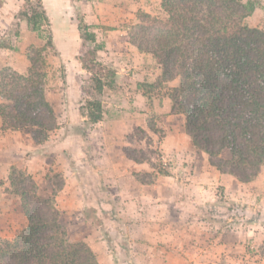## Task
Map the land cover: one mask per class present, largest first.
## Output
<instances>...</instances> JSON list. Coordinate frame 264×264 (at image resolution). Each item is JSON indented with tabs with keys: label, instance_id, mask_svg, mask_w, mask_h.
Returning <instances> with one entry per match:
<instances>
[{
	"label": "rangeland",
	"instance_id": "obj_1",
	"mask_svg": "<svg viewBox=\"0 0 264 264\" xmlns=\"http://www.w3.org/2000/svg\"><path fill=\"white\" fill-rule=\"evenodd\" d=\"M110 1L102 0L104 3ZM134 1L132 11L135 16L132 20L125 22L126 31L132 24L137 22L140 10L150 12L158 17L166 16L161 6V0ZM6 2L7 0H0V7ZM8 8L7 5L3 10ZM130 8V5H128L127 9L129 11ZM36 11L41 13L42 16H38L36 22L30 21L28 16ZM2 14L3 11L0 9L1 17L4 16ZM12 16L20 17L30 23L32 27L38 30L37 34L41 38L45 37L46 43L49 40L51 41L52 47L53 33L50 27L46 26L47 23L44 20L46 13L40 0H21L17 10L13 13L10 9L5 17ZM75 17L79 21L78 27L81 35L86 29L92 32L84 19L82 11H77ZM245 21L251 27L264 30V0H257L256 10ZM81 26H83V29ZM84 26L87 28L85 29ZM14 27L10 26L9 28L13 29L9 31L13 35L19 36V28ZM7 34L9 36L10 32ZM6 35L3 34L2 36L5 37ZM99 38L100 41L95 44L88 42V47L82 45L79 49L76 56L80 59L81 65L87 63L91 66L93 64L90 61L92 54H89V48L96 49L100 47L99 49H103L102 37L99 36ZM16 40H18V37ZM10 43L12 42L4 39L3 45L7 46ZM14 43L17 44L16 48H21L18 46L17 41ZM48 47L46 50H49ZM50 49L49 53L45 51V58L49 54L55 60L54 56L58 54V49L61 50L62 48L53 47ZM97 54L98 56L92 59L100 62V65L93 69L97 76L100 75L105 81H108L111 78L110 75H112L109 70L116 71L113 87L106 86L102 95L103 105L105 104L104 109L109 102L114 100L113 104L116 103L117 105H114L116 107L111 109V114L120 116V119H122V115L127 113L122 108H129L128 100L135 104V109L145 104L144 106L148 108L145 110L144 116L147 129L136 125L132 129L130 123L123 126L124 121H120L119 126L106 127L105 129L109 130L106 135L100 134L103 125L101 127L99 124H90L86 121L87 117L81 119L80 114L81 107L86 103L83 88L91 86L90 79L94 73L88 70L81 73L80 77L83 83L80 88L79 85L75 88L76 94L74 93V97L76 98L73 99L74 104L69 107L68 102L64 103V100H62L66 95L68 86L65 81L67 80L65 79V69L64 66L60 68L57 65L58 70H63L62 75L64 78L62 83L51 85L52 88L56 87L64 90H59L60 96L58 97L64 105L60 110L54 109L58 118V128L52 138H48L43 142V145L27 153V155L37 158L35 165H29L24 160L21 166L18 167L25 174L32 177L37 184L39 195L42 197L50 196L55 183L62 178L65 184L66 177L73 179L67 191L58 192L57 195L60 194L59 198H57V195L55 197L61 212L60 224L66 230L70 240L86 242L96 251L99 262L102 264H264V204L236 201V204H233L231 202L233 200L224 196L222 184L211 182V177L216 181L213 176H210L207 180L201 174L195 173V170L202 173L206 167L211 165L209 157L208 159L205 158V161L197 159L196 162H187L184 159L185 156L192 153V147L194 150L198 149L193 145L190 147L186 142V136L184 137L186 133L184 115L175 114L174 120L168 121L167 116L169 113L166 106H170L171 110V100L167 93L172 86L167 83L158 84V78L153 82H139L136 79L130 81L127 75L128 73L132 75L131 71L117 74L119 69L121 70V66L115 65L113 61L106 59L103 52ZM152 58L154 57L152 56ZM153 60L148 61V64L151 65V71L160 66L155 58ZM3 68L6 67H0V72ZM150 84H153V86ZM124 90L128 92V98L126 99L120 94ZM113 93H115L114 97ZM140 93L143 95L138 97ZM124 104L127 106L122 107ZM166 119L167 122H164ZM149 122L155 125L153 129L149 127ZM162 123L165 124V127L162 126ZM174 126L177 127L176 132L183 135L182 138H179L182 145L181 148L179 147L180 155L177 154L176 159L173 161L165 160L162 154V142ZM27 129L32 133L31 128ZM58 138H60V141L55 143ZM107 141L117 145L119 152L125 153L131 159L148 161L150 167L153 168V171L150 172L153 176L147 175L148 173H138L137 178L139 181H141V177H144L146 180H152L150 183L153 184L157 172L161 174L170 173L173 170V165L177 164L176 173L178 172L177 177L180 178L183 189H178V195L168 191L159 197H152L150 190V193H146L147 196L143 199L142 205L129 212L128 205L125 203L119 204L116 197L117 191L111 183L100 179L102 173L98 169L96 160L101 148ZM62 151H66V154L64 155ZM199 154L208 156L204 151ZM222 155L226 156L227 152ZM26 159L30 158L27 157ZM64 163V168L68 167V170H72L73 173L70 172L65 176V172L60 171ZM92 165H95V167L93 168ZM30 167H32V171L28 170ZM34 171L37 172L34 173ZM57 173L61 175L57 177ZM7 177L8 174L4 180H0V186L7 183L5 190L9 191L11 196L15 198L17 208L26 218V224L21 222L22 229L27 225L28 219L20 207L19 198L11 191ZM101 177L104 178L103 175ZM168 182L172 183V179H168ZM3 188L1 187V190ZM189 189H191L196 201L188 199L189 192L186 190ZM107 193L110 194L107 195ZM204 196L206 198L214 197V199L204 200L202 199ZM212 201L217 202L215 205L208 207L213 210L214 217L211 220H200L197 216V206ZM244 206H246L250 215L257 214L260 218L250 221V219H247L248 217L239 214ZM110 209L113 210L115 218L110 219L108 215ZM137 212L138 214L135 215ZM18 219L17 216L16 220ZM4 225H7L5 227L8 233L0 235V242L13 239L21 230L18 229L9 237L11 223Z\"/></svg>",
	"mask_w": 264,
	"mask_h": 264
},
{
	"label": "trees",
	"instance_id": "obj_2",
	"mask_svg": "<svg viewBox=\"0 0 264 264\" xmlns=\"http://www.w3.org/2000/svg\"><path fill=\"white\" fill-rule=\"evenodd\" d=\"M161 6L165 17L138 12L137 22L127 31L128 40L159 63L158 84L179 79L167 93L171 113L184 115L192 145L208 154L211 166L240 182L255 180L264 167V30L245 20L256 10L257 0H161ZM38 16L42 14L36 11L28 17L36 22ZM82 39L83 47L96 41L87 29ZM48 46L50 40L28 48L30 66L25 72L10 67L0 72V95L5 99L0 104L2 127L31 128L32 138L39 143L58 128L45 90ZM99 48H89L91 66L82 64L92 73L100 65L92 60ZM109 73L108 81L94 73L91 86L83 88L86 103L80 114L90 124L103 117L104 89L115 83L116 71ZM7 178L28 223L13 239L0 242V264H100L96 251L86 242L70 240L60 224L55 197L65 185L63 178L47 197L40 196L32 177L15 165ZM141 181L152 180L141 177ZM216 203L197 206L198 218L211 220L214 213L208 207ZM109 212L112 219L114 212ZM239 214L250 221L260 218L250 215L246 206Z\"/></svg>",
	"mask_w": 264,
	"mask_h": 264
},
{
	"label": "crops",
	"instance_id": "obj_3",
	"mask_svg": "<svg viewBox=\"0 0 264 264\" xmlns=\"http://www.w3.org/2000/svg\"><path fill=\"white\" fill-rule=\"evenodd\" d=\"M20 1L21 0H7V2L0 7L3 11L2 15H4L3 17L0 16V67H10L23 73L30 66V61L27 57V49L31 45L43 46L46 44V40L45 37L41 38L39 34H37V29L32 27L30 23L24 21L22 18L15 16L5 17L10 9H12L13 13L17 10ZM134 2V0H111L109 3H104L102 0H40L46 13V18L44 19L47 23L46 26L50 27L53 33L52 47H48L49 50H46V52L49 53L51 50L50 48L53 47L62 48L61 50L58 49V54L54 56L55 60L52 58V55L48 54V56H46V93L47 98L54 109L60 110L64 103L67 102V104L70 105H68L69 107L74 104L73 99L76 98L74 97V93L76 94L75 88L77 85H79L80 88L83 83L80 77L81 73L86 72V69H84L80 63V59L76 56L83 45L82 35L78 27L79 21L75 17L77 11L83 12L84 19L88 24L90 31L95 34L96 41L93 43L95 44L100 41L99 36L102 37L101 39L103 40L104 47L103 49H98V53L103 52L106 59L113 61L115 65L118 64L121 66V70L119 69L117 74H122L123 72L127 73L129 70L132 72V75H129L130 73H128L127 78H129L130 81L136 79L139 82H153L160 76V66L154 68V71L150 70L151 65L148 64V61H154L152 55L147 52L139 51L137 47L128 40L125 22L132 20L135 16L132 11ZM7 5L9 8L3 10ZM128 5L131 7L130 11L127 9ZM10 26L18 27L20 35H13L11 31H9L13 29H10ZM9 32L10 35L8 36L7 33ZM3 34L7 35L4 37L2 36ZM17 37L18 40H16ZM4 39L5 41L12 43L7 46L3 45ZM15 41H17L18 46L21 47L20 49L16 48L17 44L14 43ZM57 65H59L60 68H63L64 66L65 79H67L65 80L68 85L66 89L67 92L65 97L62 98L64 103L61 99H58L60 96L59 90L63 89H57L56 87L52 88L51 86L64 81L62 75L63 70H58ZM178 80L179 79L176 78L173 81L167 82V84L174 87L178 85ZM120 94L123 95L124 99L128 98V92L126 90L120 92ZM141 95L143 94L140 93L138 97ZM114 96L115 93H113V97ZM3 102H5V99L0 95V104ZM128 102L129 108H122L125 113H128V116L127 113L125 115L121 114L122 119H120V116L111 114V109L116 107L114 105H117L116 103L113 104L114 100L106 105L102 119L95 123L97 125L99 124V126L103 125L100 134L106 135V133H109V130H106L105 128L119 126L120 121H124L122 123L123 126L130 123L132 129H134L135 125L147 129L144 118L145 110L148 109L147 106L145 107V104H143L142 107H137V109H135V104H132L129 100ZM125 105L126 104L122 107L127 106ZM103 106L105 107V104ZM166 108L169 113L167 116L168 121L174 120L173 117L175 114H171L170 106H166ZM81 119H85V117L81 116ZM164 122H167V119L164 120ZM2 124V118L0 115V180L5 179L11 166L15 165L20 167L24 160L29 165H35L37 158L29 156L27 153L29 151L32 152L35 148L43 145V143H39L32 138L31 132L27 128L18 130L4 129ZM162 126L165 127V124L162 123ZM180 127L182 128L181 125ZM176 130L177 127L174 126V128L168 132L166 139L162 142V154L165 160L173 161L176 159L177 154L180 155L179 147L181 148L182 145L179 138H182L183 135L181 133L178 134ZM54 134L55 131L49 138H52ZM185 136L186 142L191 147L192 144L189 135L185 133L184 137ZM60 138L55 140V143H58ZM118 148L119 147L112 144L111 141L105 142L97 157L96 163L98 164V169H100L104 176V181H108V183H111L116 189V197L118 198L119 204L122 205V203H125L128 205L130 208L129 212L131 210L134 211L142 205L143 199L147 196L146 193H150V190L152 192V197H159L163 196V194L168 191L178 195V189H183L180 184V178L177 177L178 172L176 173L177 164L173 165V170H171L170 173L161 174L157 172L153 184L139 181L137 178L138 173H150L153 171V168L150 167L147 160L137 161L131 159L125 153L119 152ZM191 152L192 153H190L189 156H185L186 158H184L187 162H196L197 159H202V161H205V158L208 159V156L205 154H203L204 156L199 154L202 153V151L194 150L193 147ZM62 153L65 155L66 151H62ZM27 157L30 159H26ZM64 166L65 163L60 171L63 173L65 172V176L70 172L73 173L72 170H68V167L64 168ZM28 170L32 171L33 169L30 167ZM195 171V173L198 175L201 174V176L203 178L205 177L207 180L210 176H213L216 181L211 177V182L222 184L224 196L227 199L236 202H249L250 204H264V167L259 177L250 182H240L230 174L220 173L211 165L206 167L202 173H199L197 170ZM36 172L37 171H34V173ZM168 179H172V183L168 182ZM72 182V178L66 177V184L59 192L63 193L67 191V188L71 186ZM6 184L7 183H4V186H0V235L8 233V230L5 227L7 225L4 224L7 223L9 225L11 223V226H9L10 237L13 235V232L21 229L23 226L21 225V222L26 224L27 221L26 218L23 217L21 211L17 208L15 198L11 196L9 191L5 190ZM1 187H4L3 190H1ZM186 191L189 192L188 199H194L191 189ZM107 194L109 195L110 193ZM59 195H57V198H59ZM202 199H214V197L206 198L204 196ZM194 201L196 200L194 199ZM137 214L138 212L135 215ZM17 216L19 221L16 220ZM100 264L102 263L100 262Z\"/></svg>",
	"mask_w": 264,
	"mask_h": 264
}]
</instances>
